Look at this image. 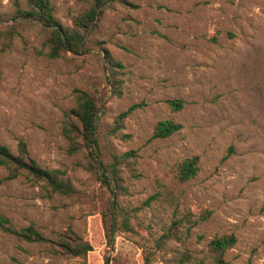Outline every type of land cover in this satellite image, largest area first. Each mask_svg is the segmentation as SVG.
Here are the masks:
<instances>
[{"label":"rangeland","instance_id":"rangeland-1","mask_svg":"<svg viewBox=\"0 0 264 264\" xmlns=\"http://www.w3.org/2000/svg\"><path fill=\"white\" fill-rule=\"evenodd\" d=\"M49 1L64 26L87 8ZM16 4L25 0H0V29L17 32L0 41V142L16 153L24 141L75 191L61 195L20 175L0 186V215L49 239L71 229L94 251L65 256L0 230V264H178L184 251L202 258L209 240L230 233L236 243L226 264H264V0L111 1L84 46L57 58L48 56L46 27L15 22ZM109 57L121 64L119 88L108 79ZM74 88L100 102L97 160L132 154L118 165L116 195L93 158L68 150L62 124ZM167 99H180L182 109ZM165 118L181 130L153 138ZM192 156L199 170L182 182L179 163ZM174 219L183 223L179 237L161 241Z\"/></svg>","mask_w":264,"mask_h":264},{"label":"trees","instance_id":"trees-1","mask_svg":"<svg viewBox=\"0 0 264 264\" xmlns=\"http://www.w3.org/2000/svg\"><path fill=\"white\" fill-rule=\"evenodd\" d=\"M81 1L87 3V8L72 18L71 26L61 24L54 14L49 0H25L24 8L16 4L14 17L17 20L15 22H37L49 30L47 45L50 58H57L66 52L77 53L84 46L88 33L96 25L108 6V2H122V0ZM16 33L15 26L0 29V41L1 39H12ZM109 63L108 79L114 88H119L120 84L117 83L119 80L113 74L116 71L114 67H121V64L111 57H109ZM73 96L74 105L65 112V120L62 124V134L68 142V150L70 153L83 150L90 158H93L101 168L100 177L110 185L112 193L116 195V190L123 187L118 165L132 154L128 151L119 157L114 156L112 161L105 163L97 160L100 151H98L99 144L95 135L97 133L100 102L87 91L79 88L73 89ZM166 103L175 111H179L183 107L180 99H167ZM136 107L137 104H133L118 114L115 118V129L121 127L123 118ZM181 128L182 125L173 119H160L153 128L152 137L166 138L179 132ZM0 168L7 171L6 175L0 176V186L6 181L23 175L49 191L61 195H71L75 191L70 179L62 171L41 167L30 156L24 141H19L16 153L0 142ZM198 170L199 160L197 156L184 158L178 166V178L182 182L187 181L194 178ZM104 173L107 175L105 176ZM189 218L187 217L186 221L191 222V226L196 224V221ZM114 224L115 222L111 220L110 232H112ZM179 227H183L182 221L179 219L172 220L171 226L160 236V240L164 242L166 239L178 238ZM0 230L13 234L20 240L50 243L58 254L65 256L86 257L94 251V245L91 242L83 239L71 229L58 233V237L55 239H49L33 224L16 228L8 217L0 215ZM110 237L111 235H109V240H111ZM235 243L236 237L232 233L216 235L207 242V251L204 257L199 258L193 251L186 250L179 258L178 264H226L225 254ZM144 260L147 261V258Z\"/></svg>","mask_w":264,"mask_h":264}]
</instances>
